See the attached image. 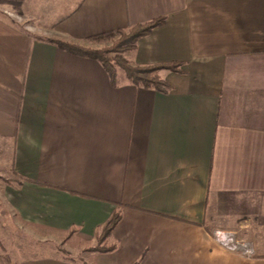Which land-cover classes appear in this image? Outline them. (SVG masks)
Masks as SVG:
<instances>
[{"label": "crops", "instance_id": "crops-1", "mask_svg": "<svg viewBox=\"0 0 264 264\" xmlns=\"http://www.w3.org/2000/svg\"><path fill=\"white\" fill-rule=\"evenodd\" d=\"M18 6L20 21L0 13V175L16 180L1 195L72 258L19 264H264V0ZM158 18L127 60L177 64L160 72L167 93L121 70L114 84L97 60L52 42L100 46L90 39ZM115 212L114 252H87Z\"/></svg>", "mask_w": 264, "mask_h": 264}, {"label": "trees", "instance_id": "trees-1", "mask_svg": "<svg viewBox=\"0 0 264 264\" xmlns=\"http://www.w3.org/2000/svg\"><path fill=\"white\" fill-rule=\"evenodd\" d=\"M13 1L14 0H9V2ZM163 22L164 18H158L146 24L137 25L128 31L116 30L92 37L90 39L91 41L101 42L110 40L112 42L111 46L100 49H93L84 45L57 40H53L52 42L71 54L97 60L110 75L114 84L116 83L118 72L121 70L126 79L134 86L167 93L169 86L160 76V72L162 70L178 71L179 68L177 64L146 67L134 66L124 57L126 54L136 49L137 42L141 38L148 36L153 29L160 26ZM121 219L122 214L120 212H115L101 228L97 236L96 246L86 251L102 254L114 252L116 247L107 246V241L112 236L113 231L120 223ZM59 252H61V254L63 253L60 250ZM47 257L53 256H45V258ZM63 258L72 260L71 255L69 257L64 256Z\"/></svg>", "mask_w": 264, "mask_h": 264}, {"label": "rangeland", "instance_id": "rangeland-1", "mask_svg": "<svg viewBox=\"0 0 264 264\" xmlns=\"http://www.w3.org/2000/svg\"><path fill=\"white\" fill-rule=\"evenodd\" d=\"M18 0H0V13L19 20ZM17 10V11H16ZM100 46L84 45L93 49H100L112 45L110 40L101 41ZM131 53V52H130ZM129 54V53H128ZM128 54L124 57L127 59ZM12 175H0L1 185L16 186ZM0 188V264H19L23 260L45 258V256L69 257V247L65 239H55L44 231L35 232L32 226L19 223L16 215L7 208V200L1 195ZM41 234L42 237H35ZM45 235V236H44ZM51 237V238H50ZM62 251L63 253L61 254Z\"/></svg>", "mask_w": 264, "mask_h": 264}, {"label": "built area", "instance_id": "built-area-1", "mask_svg": "<svg viewBox=\"0 0 264 264\" xmlns=\"http://www.w3.org/2000/svg\"><path fill=\"white\" fill-rule=\"evenodd\" d=\"M214 239L221 246L225 247L228 250L240 252L244 256L252 257L253 251L250 247L241 241H239L235 234L226 233L224 231H216L214 234Z\"/></svg>", "mask_w": 264, "mask_h": 264}]
</instances>
